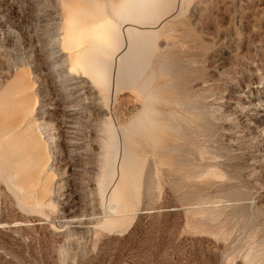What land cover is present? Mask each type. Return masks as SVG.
I'll return each mask as SVG.
<instances>
[{
  "label": "rangeland",
  "instance_id": "obj_1",
  "mask_svg": "<svg viewBox=\"0 0 264 264\" xmlns=\"http://www.w3.org/2000/svg\"><path fill=\"white\" fill-rule=\"evenodd\" d=\"M65 2L0 0V132L20 99L34 107L15 132L43 133L47 163L32 171L42 209L0 162V264H264V122L247 121L264 108V0H194V32L163 23L175 55L146 54L134 89L84 80L80 97L60 50ZM110 118L128 160L108 203Z\"/></svg>",
  "mask_w": 264,
  "mask_h": 264
},
{
  "label": "bare ground",
  "instance_id": "obj_2",
  "mask_svg": "<svg viewBox=\"0 0 264 264\" xmlns=\"http://www.w3.org/2000/svg\"><path fill=\"white\" fill-rule=\"evenodd\" d=\"M192 5L194 6V0H66L63 18V27L65 29L60 38V50L62 52L61 56H68L64 62L67 63L69 75L75 78L71 84L74 94H77V97L80 95L79 91L82 88V83L85 82L84 80H91L95 89H100L102 85H107L108 88L110 84L114 85L115 88L134 89V86L140 82L139 78L143 68L149 64L147 60L143 59L146 54L157 52L160 48V57H169L176 54V46H173V44L170 46V40L174 38L173 33L169 32L172 29L169 31L164 30L165 25L168 23H163L170 17L175 20L186 16L188 9ZM183 19L179 22L188 26V28L192 27L191 29L194 32V15L192 19H186V17ZM120 25L123 26V29H121ZM139 29L146 30L142 32ZM191 29L185 30L180 35L193 38L194 33L190 32ZM161 36L164 39V43L160 44L162 47H158V38ZM193 41L187 42L192 43ZM177 48L179 47L177 46ZM172 67L173 64L168 59H165L160 64L161 71L166 74L171 71ZM149 81L151 82V80ZM143 85H138L137 89H140V92ZM18 86L22 87V84ZM17 103L18 108L15 114L20 115L21 120L19 119L13 124L6 123L7 125L5 124L3 131L0 132V162L6 166V168L0 169L3 174L2 177L22 197L20 200L26 198L27 201H33L38 207L42 208L43 205L41 204L44 201L42 200L44 198L43 189L42 191L38 190L39 195L33 194L35 175H32V171L39 170V167H44L46 163V152L37 141L38 137H42L43 133L40 132L35 135L34 129L29 132L32 127H27L30 129L27 130L26 128L23 132H15L16 128L32 125L26 117L34 111V107L28 108L20 104L22 103L21 99ZM74 108L78 109V107ZM63 117H66L64 120L67 122H71L73 119L72 113ZM262 118H264V108L260 107L255 110L254 114L249 116L247 121L256 125L258 122H264ZM112 120L110 118L107 121V138L102 146V149L106 152L105 170L104 174H102L104 178L101 181V186L103 187L102 193H107V197L109 194L108 203L120 197L119 176L123 177L122 166L120 165L123 161L125 163L128 160V157H126L128 154L125 148L122 147L123 144H119L123 141L118 142V130H115L117 128H114ZM36 129L38 130V127ZM69 130L71 129L69 128ZM120 131L123 133V130ZM118 163L121 170L118 169L119 172H116ZM14 164H17L16 167L12 166ZM46 170L44 169V172ZM148 179L150 180V177ZM147 184L146 186L150 187V182ZM40 192L42 193L40 194ZM144 194L146 196V193ZM24 204L26 205V203Z\"/></svg>",
  "mask_w": 264,
  "mask_h": 264
}]
</instances>
